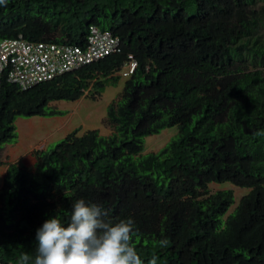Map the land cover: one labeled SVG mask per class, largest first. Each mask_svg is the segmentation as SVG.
<instances>
[{
	"label": "trees",
	"instance_id": "trees-1",
	"mask_svg": "<svg viewBox=\"0 0 264 264\" xmlns=\"http://www.w3.org/2000/svg\"><path fill=\"white\" fill-rule=\"evenodd\" d=\"M118 50L25 90L0 83V157L16 118L62 117L53 102L101 97L111 133L75 128L33 170L4 163L0 264L35 255V231L72 203H97L113 222L131 217V241L157 264H264V0H8L0 40L84 48L89 28ZM132 57L131 74L120 72ZM175 128L157 152L144 139ZM230 184L248 190L237 204ZM4 197H7L6 201ZM167 240L166 245L159 242Z\"/></svg>",
	"mask_w": 264,
	"mask_h": 264
},
{
	"label": "clouds",
	"instance_id": "clouds-1",
	"mask_svg": "<svg viewBox=\"0 0 264 264\" xmlns=\"http://www.w3.org/2000/svg\"><path fill=\"white\" fill-rule=\"evenodd\" d=\"M8 0H0V6ZM257 136H264L258 129ZM97 203L75 200L67 223L51 215L35 231V255L21 253L18 264H145L132 240L136 235L131 217L111 221ZM166 245L167 240L159 242ZM153 255L147 264H157Z\"/></svg>",
	"mask_w": 264,
	"mask_h": 264
},
{
	"label": "rangeland",
	"instance_id": "rangeland-1",
	"mask_svg": "<svg viewBox=\"0 0 264 264\" xmlns=\"http://www.w3.org/2000/svg\"><path fill=\"white\" fill-rule=\"evenodd\" d=\"M123 78L115 86H108L104 90L101 97L97 99H91L87 96L81 97L75 102L59 101L53 102L50 105L65 111L67 114L62 117H54L57 120L58 127L61 131H54L50 126L52 121L51 118H16L14 125L16 128L17 139L14 143L6 144L3 147L0 159L4 163H10V161H18L21 164L24 157L29 156L25 159L27 168L33 170L35 159H31L30 154L40 150H50L55 144H57L62 138H64L66 132H71L75 128H80V133L89 129H97L100 134L108 135L111 133V127L108 125L106 120V110L108 104L115 100L123 89ZM69 131L66 130L67 127ZM175 128H168L163 130L158 135L148 136L144 139L145 153L157 152L172 138L176 131ZM54 131V132H52ZM10 160V161H9ZM6 167H0V191L3 187V179L5 176ZM212 192L219 189H230L233 192L235 203L232 205L228 212L237 204L239 198L247 193L248 190L234 187L230 184L209 185ZM7 197H4L6 201ZM3 206V199L0 196V209Z\"/></svg>",
	"mask_w": 264,
	"mask_h": 264
},
{
	"label": "built area",
	"instance_id": "built-area-1",
	"mask_svg": "<svg viewBox=\"0 0 264 264\" xmlns=\"http://www.w3.org/2000/svg\"><path fill=\"white\" fill-rule=\"evenodd\" d=\"M118 46L117 38L96 26L89 28L83 49L49 41L28 42L20 37L0 40V83L4 78L25 90L111 55ZM135 65L128 57L120 74L128 76Z\"/></svg>",
	"mask_w": 264,
	"mask_h": 264
},
{
	"label": "crops",
	"instance_id": "crops-1",
	"mask_svg": "<svg viewBox=\"0 0 264 264\" xmlns=\"http://www.w3.org/2000/svg\"><path fill=\"white\" fill-rule=\"evenodd\" d=\"M40 118H42V117H40ZM60 119V118H59ZM59 119H54V117H51V120L52 121H49V122H51V124H50V126L52 127V129L54 130V131H56V130H58V131H61V128L60 127H58V124H57V120H59ZM69 126L67 127V129L66 130H68L69 131ZM54 131H52V132H54ZM68 132H66L65 133V135L67 134ZM25 159H28V161H29V156L26 158V157H24L23 158V160H22V162H21V164L22 165H24V166H26V164H25ZM31 159H34V157L32 156V154H30V161H31ZM18 161H19V159H17ZM10 161V160H9ZM18 161H14V162H18ZM10 163H12V161H10ZM34 164H35V162H34Z\"/></svg>",
	"mask_w": 264,
	"mask_h": 264
}]
</instances>
